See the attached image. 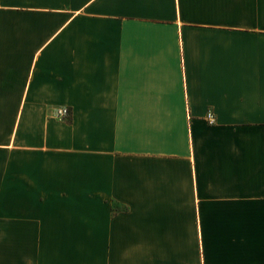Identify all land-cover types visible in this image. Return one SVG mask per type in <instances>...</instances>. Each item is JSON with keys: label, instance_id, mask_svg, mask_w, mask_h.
Listing matches in <instances>:
<instances>
[{"label": "crops", "instance_id": "obj_1", "mask_svg": "<svg viewBox=\"0 0 264 264\" xmlns=\"http://www.w3.org/2000/svg\"><path fill=\"white\" fill-rule=\"evenodd\" d=\"M0 264H264V0H0Z\"/></svg>", "mask_w": 264, "mask_h": 264}, {"label": "built area", "instance_id": "obj_2", "mask_svg": "<svg viewBox=\"0 0 264 264\" xmlns=\"http://www.w3.org/2000/svg\"><path fill=\"white\" fill-rule=\"evenodd\" d=\"M55 115L57 118H65L70 115V110L66 107L59 108L55 111ZM208 119L210 123H213L215 121L214 115L212 113L208 114Z\"/></svg>", "mask_w": 264, "mask_h": 264}]
</instances>
